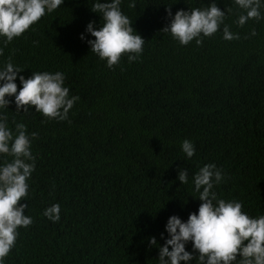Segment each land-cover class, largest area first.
<instances>
[{"label":"trees","instance_id":"trees-1","mask_svg":"<svg viewBox=\"0 0 264 264\" xmlns=\"http://www.w3.org/2000/svg\"><path fill=\"white\" fill-rule=\"evenodd\" d=\"M92 2L63 0L2 48L0 62L11 56L24 69L19 75L61 71L69 94L79 97L71 123H41L39 113H17L11 103L5 110L10 128L22 122L37 137L21 201L33 222L18 230L4 264H157L168 216L185 220L199 204L191 184L176 180L178 167L190 181L214 163L226 176L214 186L217 197L264 214V7L261 20L238 27L241 10L216 0L239 39L223 40L218 29L199 46H180L160 33L166 8L174 15L212 0H135L131 8L122 0V13L145 43L138 60L122 55L108 69L79 39L89 21L100 26ZM184 139L195 147L190 159L180 150ZM52 203L60 205L55 223L42 215ZM153 236L157 244L150 246Z\"/></svg>","mask_w":264,"mask_h":264},{"label":"clouds","instance_id":"clouds-1","mask_svg":"<svg viewBox=\"0 0 264 264\" xmlns=\"http://www.w3.org/2000/svg\"><path fill=\"white\" fill-rule=\"evenodd\" d=\"M121 2L93 0L90 9L99 14L100 26L96 28L89 21L79 34V39L86 42L108 69L118 64L122 55L129 63L138 60L145 43L131 27L128 16L122 13ZM232 2L241 10L234 21L238 27L248 20L262 19L260 9L264 0ZM62 3L63 0H0V54L3 46L19 38ZM128 7H135V0H129ZM226 11L217 7L216 0L207 7L177 10L174 15L166 8L167 23L160 33L169 35L180 46L193 40L199 46L203 38L212 36L218 29L223 40L239 39L238 33L231 32L224 23ZM249 34L254 36L255 30ZM23 70L13 63L11 56L0 62V157L5 158L0 159V264H4V258L13 248L18 230L28 228L33 222L31 216L24 214L28 205L21 201H27L24 199L29 190L27 181L35 169L32 141L37 137L22 122L13 121L14 127L10 128L5 110L11 103L17 113H39L43 118L41 123L49 120L71 123L69 111L79 100L77 95L69 94L63 72L31 71L25 77L19 75ZM180 150L186 159L195 153L189 139L180 142ZM224 179L225 174L214 163L199 167L190 181L188 170L178 167L176 180L179 184H191L199 204L185 220L175 214L168 216L159 234L163 244L157 248V264H191L193 260L196 264H264V214L250 215L242 211L241 201L218 198L213 189ZM42 215L53 223L59 221V203L45 207ZM147 243L157 244L156 237H148ZM189 243L190 250H186Z\"/></svg>","mask_w":264,"mask_h":264}]
</instances>
